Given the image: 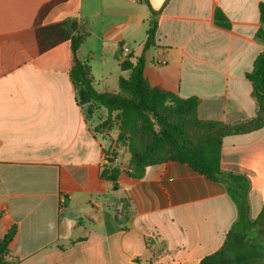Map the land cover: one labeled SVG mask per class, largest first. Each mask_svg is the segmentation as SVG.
<instances>
[{
	"label": "crops",
	"instance_id": "0c3cea01",
	"mask_svg": "<svg viewBox=\"0 0 264 264\" xmlns=\"http://www.w3.org/2000/svg\"><path fill=\"white\" fill-rule=\"evenodd\" d=\"M51 1L0 0V243L14 232L6 262L200 264L222 248L238 221L226 186L173 161L149 167L142 179L102 177L110 167L106 152L115 149L119 166V131L96 130L98 113L107 116V110L97 106L88 116L79 104L70 41L39 53L35 25ZM261 4L66 0L42 25H86L78 56L91 67L97 91L118 93L120 78L131 73L122 64L143 56L152 87L198 98L202 120L234 124L256 116L246 75L264 50L257 39ZM217 10L229 28L216 25ZM153 13L155 38L145 50ZM221 168L250 180L249 218L255 220L264 206V128L226 137Z\"/></svg>",
	"mask_w": 264,
	"mask_h": 264
},
{
	"label": "trees",
	"instance_id": "16d2710c",
	"mask_svg": "<svg viewBox=\"0 0 264 264\" xmlns=\"http://www.w3.org/2000/svg\"><path fill=\"white\" fill-rule=\"evenodd\" d=\"M66 0H53L40 11L35 25L39 53L70 41L73 64L70 72L81 106H97L107 110V117L98 130H119L117 144H125L130 153L129 171L113 166L107 179L116 183L121 174L135 179L146 176L149 167L164 162H179L195 172L224 184L238 208V221L232 226L220 250L205 257L200 264H250L264 261V206L255 220L249 218L248 194L250 180L244 175L224 172L221 168L223 140L229 136L245 135L264 128V50L246 78L253 84L256 116L242 122L226 124L202 120L198 116L200 100L196 97L181 98L177 94L152 87L144 75L145 60L136 64L126 60L122 70L130 71V77H121L118 93H101L93 85L91 67L80 60L78 52L89 35L85 24L68 20L43 26L48 12ZM262 26L257 39L264 45V4L260 5ZM216 25L229 28L230 23L222 11L214 16ZM157 21L152 14L147 31L145 50L153 46ZM115 149L106 152L117 158ZM124 204V212L128 209ZM253 229L257 237H250ZM14 236L10 232L0 243V264H9V243ZM263 241V242H262Z\"/></svg>",
	"mask_w": 264,
	"mask_h": 264
},
{
	"label": "rangeland",
	"instance_id": "374dc122",
	"mask_svg": "<svg viewBox=\"0 0 264 264\" xmlns=\"http://www.w3.org/2000/svg\"><path fill=\"white\" fill-rule=\"evenodd\" d=\"M84 108H85V111H86V114L88 115V116H92V115H94L95 113H96V108L94 107V106H90V105H85L84 106ZM98 116H99V121H100V123H99V125L102 123V121L107 117V116H104L102 113H98ZM98 125V126H99ZM98 126H96V130H98ZM114 129H116V127L114 128H111L109 131H107V130H98V131H100V132H108V134H111L113 131H114ZM119 131V130H118ZM119 135V134H118ZM116 143H117V138H116ZM117 146L120 148V150H122V152H121V159H120V161H118V164H119V167L122 169L123 168V171H129L130 170V168H129V162H130V153H129V150H128V148H127V145H125V144H117ZM125 154H127L128 155V157H129V159L127 160V159H125V161H124V155ZM120 155V154H119ZM117 159V158H116ZM124 166H126L127 168H125ZM258 236V233H257V230L256 229H253V232H251V235H250V237H252V238H254V237H257ZM263 242V241H262Z\"/></svg>",
	"mask_w": 264,
	"mask_h": 264
},
{
	"label": "built area",
	"instance_id": "2783aa9c",
	"mask_svg": "<svg viewBox=\"0 0 264 264\" xmlns=\"http://www.w3.org/2000/svg\"><path fill=\"white\" fill-rule=\"evenodd\" d=\"M123 50H124L125 53L129 52V48L128 47H124ZM105 161H106V164L109 165L111 168L113 166H117L116 165L117 164V159H116V157H114L112 155H106Z\"/></svg>",
	"mask_w": 264,
	"mask_h": 264
},
{
	"label": "water",
	"instance_id": "95a60500",
	"mask_svg": "<svg viewBox=\"0 0 264 264\" xmlns=\"http://www.w3.org/2000/svg\"><path fill=\"white\" fill-rule=\"evenodd\" d=\"M111 167H108L105 172L102 174V177H106L108 172H110Z\"/></svg>",
	"mask_w": 264,
	"mask_h": 264
}]
</instances>
